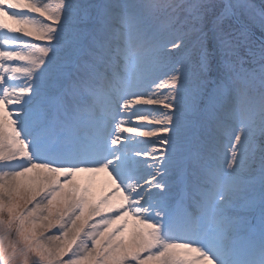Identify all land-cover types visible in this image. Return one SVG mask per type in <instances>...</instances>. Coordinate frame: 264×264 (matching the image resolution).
Masks as SVG:
<instances>
[{"label":"snow or ice","instance_id":"1","mask_svg":"<svg viewBox=\"0 0 264 264\" xmlns=\"http://www.w3.org/2000/svg\"><path fill=\"white\" fill-rule=\"evenodd\" d=\"M29 5L0 29V264H264V0Z\"/></svg>","mask_w":264,"mask_h":264},{"label":"rangeland","instance_id":"2","mask_svg":"<svg viewBox=\"0 0 264 264\" xmlns=\"http://www.w3.org/2000/svg\"><path fill=\"white\" fill-rule=\"evenodd\" d=\"M50 2L54 4L55 0H50ZM8 3L11 5H7V7L9 6V8L11 9L10 12L14 14L13 16L15 19L13 20V22L7 21L10 19L11 14L7 13L6 15L5 11H2L0 17L2 19V17L5 16V19H2L4 22H3V25L0 26V29L7 28V29L15 30V31H20L25 26L22 22L23 18L19 15V13H21L24 9H28L30 7L29 0H16V2L12 0H8L7 4ZM9 23H12V24H9ZM77 180L81 184V186H89L93 193H94L93 187L97 181H101L103 185L107 188L109 185V178H108L107 173H82L78 175ZM84 180H86V185H84L85 183H82Z\"/></svg>","mask_w":264,"mask_h":264},{"label":"bare ground","instance_id":"3","mask_svg":"<svg viewBox=\"0 0 264 264\" xmlns=\"http://www.w3.org/2000/svg\"><path fill=\"white\" fill-rule=\"evenodd\" d=\"M12 1H15L16 2V0H12ZM14 19L15 18L13 16V14H11V17H10L9 21L11 20V22H13ZM82 183H85L86 184V180H84ZM87 184H89V183H87ZM93 189H94L95 195L98 196L101 193H103L107 189V187H105L101 181H97L96 184H94Z\"/></svg>","mask_w":264,"mask_h":264}]
</instances>
